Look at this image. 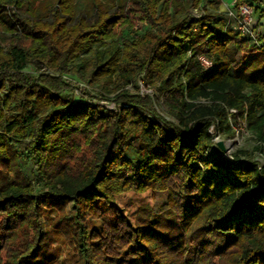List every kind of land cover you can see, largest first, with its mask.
<instances>
[{
	"label": "trees",
	"instance_id": "1",
	"mask_svg": "<svg viewBox=\"0 0 264 264\" xmlns=\"http://www.w3.org/2000/svg\"><path fill=\"white\" fill-rule=\"evenodd\" d=\"M202 3L0 0V264L56 261L42 197L72 201L53 227L77 264H264V165L247 150L204 157L217 134L242 130L264 156V41L251 45L218 1ZM135 16L144 34L113 42ZM97 41L108 50L69 67ZM33 62L57 75H30ZM64 74L120 91L121 107L80 99L89 94ZM141 75L170 120L138 93ZM97 202L118 210L99 231L89 228L102 219Z\"/></svg>",
	"mask_w": 264,
	"mask_h": 264
},
{
	"label": "rangeland",
	"instance_id": "2",
	"mask_svg": "<svg viewBox=\"0 0 264 264\" xmlns=\"http://www.w3.org/2000/svg\"><path fill=\"white\" fill-rule=\"evenodd\" d=\"M87 1V0H86ZM211 0H202V4H205ZM220 3L219 5V12L222 13L223 16H225V12L228 10L229 6L228 3L225 0H215ZM264 3V0H247L248 4H251L254 11V19H255V29L258 38L261 39V41H264V13L260 12L263 8L258 6L259 3ZM258 9V11H257ZM129 11V10H127ZM130 12L127 13L129 15ZM191 15L195 19H199L202 15L201 11L199 10H193L191 12ZM134 18V22L132 24L131 28L128 27H121L117 31L116 37L113 39V42L119 43L122 47V40L129 37L130 33H137L138 35L144 34L145 30L149 27V24L143 20H140L138 18ZM233 20H230V25L233 27ZM109 41H97L93 44L91 48V53H86L83 55H80L78 58H76L73 62L69 63V67L74 66L76 63L81 61L82 59H90L92 56V52L94 51H106L108 50ZM255 56H251L248 61L245 63L247 65ZM32 67H30L27 71L32 76H36L38 71L45 72L49 75H57L48 70L44 66H39L36 70L35 63L33 62ZM68 74H64L66 79H64L67 83H71L74 86H76L79 90H86V92L89 94L86 98H80L85 100L87 103L91 105H96L101 108H106L109 110L114 111L115 109H118L121 107V104L114 102V98L116 95L120 92L117 91L116 93L106 94L104 91H102L98 86L93 85L90 86L87 84L86 81L82 80L79 76L76 78H70V76H67ZM136 87H138V93L141 95H148L153 99V103L155 105L156 111L158 114L162 117H164L166 120H170L171 117L165 110L162 100L159 96V94L152 89L148 85H145L142 81V75L136 79L135 82ZM125 89H128L132 92L135 91V87L129 86ZM137 91V90H136ZM68 99H71L72 101H77L80 97L78 95V92H65L63 94ZM222 141L224 144V147L226 148V152L224 153V158L228 161H232L231 156L236 154L240 150H247L249 153H251V160L257 161L258 163L264 165V156L258 152L253 151V148L255 146L254 140L252 136L246 131L242 130L240 132H235L233 136H225L217 134L216 137L213 139V145L216 144V142ZM215 156L213 151H208L205 158L209 159L210 157ZM246 157H244L245 159ZM23 173L24 175L30 179L33 180L35 176V169L31 164H28L23 167ZM39 214H40V225L43 231L50 234L53 244L52 249L54 253L56 254V261L53 264H77V255L72 249V247L68 244L66 241L63 233L60 230L54 229L53 225L54 223L61 217V215L71 216L73 213L71 204L72 201L69 199H62V200H55L49 197H42L39 198ZM97 206L100 207L101 213H102V219L99 221H90L89 222V228L90 230H100L102 222H106L109 224L114 223L116 219V215L118 213V210L114 206H108L104 205L102 202H97Z\"/></svg>",
	"mask_w": 264,
	"mask_h": 264
},
{
	"label": "built area",
	"instance_id": "3",
	"mask_svg": "<svg viewBox=\"0 0 264 264\" xmlns=\"http://www.w3.org/2000/svg\"><path fill=\"white\" fill-rule=\"evenodd\" d=\"M228 3V10L225 12V18L230 25V20H233V28L239 33V35L250 42L251 45L260 47L261 44L258 40V36L255 29L254 11L255 9L251 4L242 3L238 4L237 0H225ZM201 17V15H199ZM208 70L211 69L209 63L204 62ZM66 79L65 76H63Z\"/></svg>",
	"mask_w": 264,
	"mask_h": 264
},
{
	"label": "water",
	"instance_id": "4",
	"mask_svg": "<svg viewBox=\"0 0 264 264\" xmlns=\"http://www.w3.org/2000/svg\"><path fill=\"white\" fill-rule=\"evenodd\" d=\"M211 151L214 152L216 157H220L224 155V153L226 152V148L224 147V144L222 141H218L216 142V144L211 146Z\"/></svg>",
	"mask_w": 264,
	"mask_h": 264
},
{
	"label": "crops",
	"instance_id": "5",
	"mask_svg": "<svg viewBox=\"0 0 264 264\" xmlns=\"http://www.w3.org/2000/svg\"><path fill=\"white\" fill-rule=\"evenodd\" d=\"M262 4H264V3H262ZM262 4H261V5H262ZM260 7H262V6H260ZM262 8H263V7H262Z\"/></svg>",
	"mask_w": 264,
	"mask_h": 264
}]
</instances>
